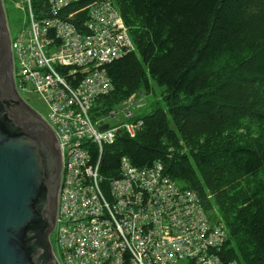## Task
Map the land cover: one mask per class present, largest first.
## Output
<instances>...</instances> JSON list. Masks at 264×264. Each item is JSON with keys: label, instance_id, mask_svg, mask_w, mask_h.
Here are the masks:
<instances>
[{"label": "trees", "instance_id": "trees-1", "mask_svg": "<svg viewBox=\"0 0 264 264\" xmlns=\"http://www.w3.org/2000/svg\"><path fill=\"white\" fill-rule=\"evenodd\" d=\"M113 2L136 50L105 66L113 88L92 113L149 93L151 80L164 91L141 110L135 137L122 131L104 147L101 172L115 175L121 156L160 161L224 221L221 257L264 264V0Z\"/></svg>", "mask_w": 264, "mask_h": 264}, {"label": "built area", "instance_id": "built-area-1", "mask_svg": "<svg viewBox=\"0 0 264 264\" xmlns=\"http://www.w3.org/2000/svg\"><path fill=\"white\" fill-rule=\"evenodd\" d=\"M76 1H15L27 26L10 35L14 86L44 102L59 147L54 231L60 264H238L218 254L229 234L215 211L160 162L137 167L121 156L115 175L101 172L104 147L122 131L137 135L146 104L138 90L92 113L95 100L113 88L105 66L135 44L113 0L72 9Z\"/></svg>", "mask_w": 264, "mask_h": 264}, {"label": "water", "instance_id": "water-1", "mask_svg": "<svg viewBox=\"0 0 264 264\" xmlns=\"http://www.w3.org/2000/svg\"><path fill=\"white\" fill-rule=\"evenodd\" d=\"M55 141L49 125L14 86L0 0V264H60L49 238L61 176Z\"/></svg>", "mask_w": 264, "mask_h": 264}, {"label": "rangeland", "instance_id": "rangeland-1", "mask_svg": "<svg viewBox=\"0 0 264 264\" xmlns=\"http://www.w3.org/2000/svg\"><path fill=\"white\" fill-rule=\"evenodd\" d=\"M15 1H19L21 4H23V0H4V1L2 0L5 16H6L7 22H8L9 33H10L12 38H15L21 32L22 28L27 26L26 12L20 8H16L14 5ZM135 50H136V47H135ZM151 84H152L151 90L148 91L149 93L143 91L144 96L141 100L142 102H144V104H146L143 108H147V110H149V108L147 107L148 104H151V102L154 100H160L162 97L163 91H164L163 87L155 84L153 80H151ZM21 95L24 97V99L26 98V100H28L30 102V104H32L34 109L39 114H41L44 117V119H46L45 118L47 115L46 105L38 97L37 94H35V93H22ZM122 102L123 101H121L119 104H122ZM142 109H140V113H141ZM195 192L199 195V193L197 191H195ZM210 197H211V195H207V199ZM213 217H214V220H219V221L224 223V221L221 219V217L219 216L217 211H216L215 216H213ZM224 225H225V223H224ZM225 227H226V225H225ZM226 230H227V227H226ZM51 238L54 240V243L56 244L55 231L54 230L51 233Z\"/></svg>", "mask_w": 264, "mask_h": 264}, {"label": "flooded vegetation", "instance_id": "flooded-vegetation-1", "mask_svg": "<svg viewBox=\"0 0 264 264\" xmlns=\"http://www.w3.org/2000/svg\"><path fill=\"white\" fill-rule=\"evenodd\" d=\"M6 17V16H5ZM6 22H7V18H6ZM7 26H8V22H7ZM9 31V29H8ZM9 36H10V33H9ZM18 92V91H17ZM19 93V92H18ZM20 97H22V99L26 102V104L33 110L35 111L43 120H45V122L48 124L47 120L44 119V117L39 114L35 109L34 107L32 106V104H30V102L28 100H26V98L24 99V97L19 93ZM46 118V117H45ZM49 125V124H48ZM50 127V126H49ZM51 129V128H50ZM56 142V141H55ZM56 146L58 148V145H57V142H56ZM58 151H59V148H58ZM60 155V153H59ZM50 242H51V247H52V253L54 254L56 260L58 261V263H60V259H59V252L57 250V247H56V244L54 243V240L51 238V235H50Z\"/></svg>", "mask_w": 264, "mask_h": 264}, {"label": "bare ground", "instance_id": "bare-ground-1", "mask_svg": "<svg viewBox=\"0 0 264 264\" xmlns=\"http://www.w3.org/2000/svg\"><path fill=\"white\" fill-rule=\"evenodd\" d=\"M158 161V160H157ZM158 162H160V161H158ZM161 163V162H160ZM162 164V163H161ZM170 177V176H169ZM171 178V177H170ZM171 179H173V178H171ZM174 180V179H173ZM176 181V180H175ZM193 190V189H192ZM195 191V190H194ZM204 207L206 208V206H205V204H204ZM224 246V244H222L221 246H220V249L218 250V254L221 256V250H222V247ZM223 260H227V259H225V258H223V257H221Z\"/></svg>", "mask_w": 264, "mask_h": 264}]
</instances>
